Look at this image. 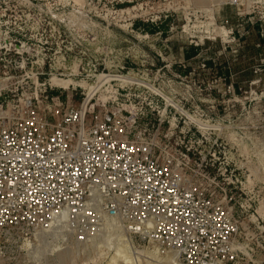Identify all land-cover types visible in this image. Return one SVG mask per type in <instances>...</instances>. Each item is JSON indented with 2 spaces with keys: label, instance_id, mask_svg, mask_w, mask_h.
Masks as SVG:
<instances>
[{
  "label": "built area",
  "instance_id": "1",
  "mask_svg": "<svg viewBox=\"0 0 264 264\" xmlns=\"http://www.w3.org/2000/svg\"><path fill=\"white\" fill-rule=\"evenodd\" d=\"M237 15L242 24L216 32L223 52L248 23L260 26L263 48L264 22L253 20L255 11ZM15 25L0 13V238L31 240L66 221L70 237L85 244L109 225L182 264H249L238 243L237 187L217 167L219 140L207 137L215 113L203 106L209 101L171 97L174 47L155 48L150 69L143 55L126 53V62L140 61L137 69L96 75L94 67L78 84L81 73L46 80ZM80 67L76 61L73 69ZM198 70L212 72L205 62ZM160 76L168 88L156 84Z\"/></svg>",
  "mask_w": 264,
  "mask_h": 264
},
{
  "label": "rangeland",
  "instance_id": "2",
  "mask_svg": "<svg viewBox=\"0 0 264 264\" xmlns=\"http://www.w3.org/2000/svg\"><path fill=\"white\" fill-rule=\"evenodd\" d=\"M253 11V20L264 22V0H0V13L26 34L23 39L32 50L30 61L37 66L44 63L46 80L56 74L69 80L81 73L84 79L74 78L78 84L95 74L94 67L96 75L104 67L106 72H118L121 66L137 69L135 63L140 61L126 62V53L143 55L141 62L150 69L155 48L174 47L176 85L170 86L174 90L171 97L209 101L203 106L215 113L217 120L207 137L212 142L219 140L217 167L227 169L224 179L237 187L234 212L242 224L238 243L243 263L249 264L264 261V47L249 42L241 53L236 36V43L224 53L216 32L226 22L237 28L242 24L237 13ZM146 34L150 38L141 42ZM193 42L203 52L185 64L184 50L195 47ZM227 59L233 73L230 82L218 71ZM212 60L218 65L216 71L198 70L200 63ZM76 61L81 67L75 71ZM66 82L58 85L74 83ZM157 83L168 88L162 76ZM234 83L241 84V89L235 92ZM83 98L73 97L70 105H79ZM66 230L27 241L0 238V264H182L176 255H161L149 241L133 238L120 227L107 225L85 244L77 243ZM120 240L128 245H121ZM118 253L123 255L120 259Z\"/></svg>",
  "mask_w": 264,
  "mask_h": 264
},
{
  "label": "trees",
  "instance_id": "3",
  "mask_svg": "<svg viewBox=\"0 0 264 264\" xmlns=\"http://www.w3.org/2000/svg\"><path fill=\"white\" fill-rule=\"evenodd\" d=\"M246 46L247 47H245V45L242 46V47H240L241 48L240 49V52L241 51H243V52L246 51V49L249 48V46H250L249 43ZM201 50H202L201 48L198 49L196 47H187V48H185V50H184V63L185 64H188L189 62H191L194 59H196L198 57V55L200 54V51ZM230 64L231 63L227 59V61L223 65V67H221L218 70V71H221V72H223V73L226 74L225 77L227 78L228 81L233 77L232 68H231V65ZM207 66H208L209 69H211L212 72L213 71H216L217 68H218V65L216 63V60H212L211 62H208L207 63ZM233 87H234V90L236 92L237 90H240L241 89V84H235L234 83Z\"/></svg>",
  "mask_w": 264,
  "mask_h": 264
},
{
  "label": "crops",
  "instance_id": "4",
  "mask_svg": "<svg viewBox=\"0 0 264 264\" xmlns=\"http://www.w3.org/2000/svg\"><path fill=\"white\" fill-rule=\"evenodd\" d=\"M259 30H260L259 25L252 26L250 23L246 24L242 29H240L236 33V36H237L238 41H239V45L244 46L245 43H249V42L253 43L254 41H256V43H257V41L259 39V35H258ZM201 52H202V50L200 51V53Z\"/></svg>",
  "mask_w": 264,
  "mask_h": 264
},
{
  "label": "bare ground",
  "instance_id": "5",
  "mask_svg": "<svg viewBox=\"0 0 264 264\" xmlns=\"http://www.w3.org/2000/svg\"><path fill=\"white\" fill-rule=\"evenodd\" d=\"M53 81L55 82L56 79L53 80ZM56 82H57V81H56ZM59 82H66V81H59ZM59 82H57L56 85H54L55 83H54L53 85H54V86H63L64 88H68V86H67V87L64 86L65 84H64V85H62V84L58 85ZM52 83H53V82H52ZM66 83H67V82H66ZM67 85H68V84H67ZM60 224H61L60 227H59V228L57 227L58 229H57V228H56V229L53 228V229L50 231V233L57 232V231H61L62 228H65V227L67 226V225H66V221H65L64 223H60ZM111 227H112V226H111ZM115 227H117V226H115ZM66 229H67V228H66ZM115 229H116V228H115ZM66 231H67V230H66ZM120 235H121V234H120ZM120 241H121V245H122V244H123V243H122V240H120ZM120 241H119V242H120ZM124 241H125V240H124ZM124 245L127 246L128 244H127V243H124L123 246H124ZM126 246H125V247H126ZM125 247H124V248H125ZM121 248H122V247H121ZM127 248H128V247H127ZM119 250H120V248H119ZM119 250H118V251H119ZM122 250H123V249H122ZM122 250H121V251H122ZM124 251H125V249H124L122 252H124ZM126 252H128V249H127ZM120 253H121V252H120ZM120 253H118V255H117V256L119 257V259L123 256V255H120V256H121V257H120V256H119ZM124 254H125V253H124ZM137 254H138V253H137ZM128 255L130 256L131 254H129V252H128V253H127V256H128ZM125 256H126V254L124 255L123 258H127V257H125ZM118 257H117V258H118ZM130 257H131V256H130ZM132 258H133V256H132ZM128 259H129V258H128ZM125 260L127 261V259H125ZM129 261H130V262H133V259H132V261H131V259H129L128 262H129ZM128 262H126V263H128ZM130 264H131V263H130Z\"/></svg>",
  "mask_w": 264,
  "mask_h": 264
}]
</instances>
